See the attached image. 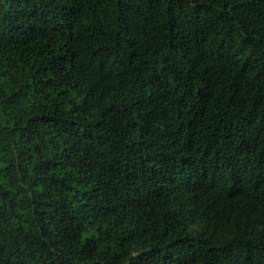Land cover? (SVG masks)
I'll list each match as a JSON object with an SVG mask.
<instances>
[{"label":"trees","instance_id":"1","mask_svg":"<svg viewBox=\"0 0 264 264\" xmlns=\"http://www.w3.org/2000/svg\"><path fill=\"white\" fill-rule=\"evenodd\" d=\"M0 264H264V0H0Z\"/></svg>","mask_w":264,"mask_h":264}]
</instances>
